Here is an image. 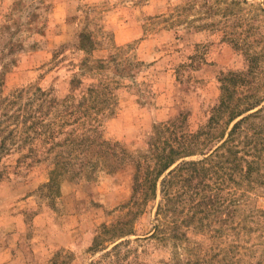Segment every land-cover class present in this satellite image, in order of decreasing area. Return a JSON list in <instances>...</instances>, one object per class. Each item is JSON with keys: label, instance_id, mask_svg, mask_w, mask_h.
I'll list each match as a JSON object with an SVG mask.
<instances>
[{"label": "rangeland", "instance_id": "obj_1", "mask_svg": "<svg viewBox=\"0 0 264 264\" xmlns=\"http://www.w3.org/2000/svg\"><path fill=\"white\" fill-rule=\"evenodd\" d=\"M0 264H264V0H0Z\"/></svg>", "mask_w": 264, "mask_h": 264}, {"label": "trees", "instance_id": "obj_2", "mask_svg": "<svg viewBox=\"0 0 264 264\" xmlns=\"http://www.w3.org/2000/svg\"><path fill=\"white\" fill-rule=\"evenodd\" d=\"M242 113V111H241ZM238 114V113H237ZM239 115V114H238ZM237 115L233 114V118L236 117ZM187 153H193V152H187ZM182 156V155H180ZM180 156H175L173 155L171 152H168L167 154V159H164V161H161V166L158 169V175L154 178V186H153V191L154 193L157 190V184H158V180L160 178V176L171 166L173 165L176 160L178 159V157ZM169 172H172V170H170ZM168 181L167 175L162 179V190H164V188L166 187V183Z\"/></svg>", "mask_w": 264, "mask_h": 264}]
</instances>
